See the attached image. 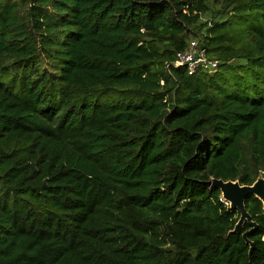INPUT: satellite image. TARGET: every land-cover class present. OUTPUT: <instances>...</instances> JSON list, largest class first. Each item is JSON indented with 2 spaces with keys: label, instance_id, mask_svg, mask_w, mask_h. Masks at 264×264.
I'll return each mask as SVG.
<instances>
[{
  "label": "trees",
  "instance_id": "16d2710c",
  "mask_svg": "<svg viewBox=\"0 0 264 264\" xmlns=\"http://www.w3.org/2000/svg\"><path fill=\"white\" fill-rule=\"evenodd\" d=\"M263 170L264 0H0V264H264Z\"/></svg>",
  "mask_w": 264,
  "mask_h": 264
},
{
  "label": "water",
  "instance_id": "95a60500",
  "mask_svg": "<svg viewBox=\"0 0 264 264\" xmlns=\"http://www.w3.org/2000/svg\"><path fill=\"white\" fill-rule=\"evenodd\" d=\"M211 186L219 188L222 191L223 198L230 203V207L236 208L239 211L240 217L234 231L240 232L245 222L251 226L250 229L243 233L244 239L250 244L249 254L251 257L255 244L250 240L249 234L257 229L258 224L247 210L245 201L248 195L254 194L264 203V176L258 177L253 184H241L239 180H224L213 177L211 179Z\"/></svg>",
  "mask_w": 264,
  "mask_h": 264
},
{
  "label": "built area",
  "instance_id": "2783aa9c",
  "mask_svg": "<svg viewBox=\"0 0 264 264\" xmlns=\"http://www.w3.org/2000/svg\"><path fill=\"white\" fill-rule=\"evenodd\" d=\"M219 62L217 58L210 57L207 49L202 47L198 41L192 40L186 49L177 53L172 64L176 67H185L189 74H195L200 69H215ZM261 176H264V170L261 171Z\"/></svg>",
  "mask_w": 264,
  "mask_h": 264
},
{
  "label": "rangeland",
  "instance_id": "374dc122",
  "mask_svg": "<svg viewBox=\"0 0 264 264\" xmlns=\"http://www.w3.org/2000/svg\"><path fill=\"white\" fill-rule=\"evenodd\" d=\"M191 40H195V41H198V42H199V39H198V38H194V37H193ZM213 71H214V70H213ZM229 71H233V70L230 69Z\"/></svg>",
  "mask_w": 264,
  "mask_h": 264
}]
</instances>
